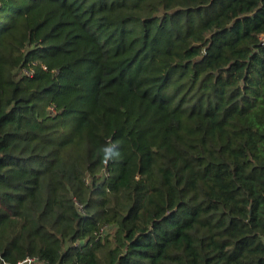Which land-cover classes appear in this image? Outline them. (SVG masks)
<instances>
[{
	"label": "trees",
	"instance_id": "16d2710c",
	"mask_svg": "<svg viewBox=\"0 0 264 264\" xmlns=\"http://www.w3.org/2000/svg\"><path fill=\"white\" fill-rule=\"evenodd\" d=\"M28 257L264 264V0H0V264Z\"/></svg>",
	"mask_w": 264,
	"mask_h": 264
},
{
	"label": "built area",
	"instance_id": "2783aa9c",
	"mask_svg": "<svg viewBox=\"0 0 264 264\" xmlns=\"http://www.w3.org/2000/svg\"><path fill=\"white\" fill-rule=\"evenodd\" d=\"M33 68L31 67L29 70L28 69H25L24 72L28 75L32 74L33 73ZM4 264H7V263H4ZM18 264H37V259L36 258H33V257H28L26 258L24 261L22 262H19Z\"/></svg>",
	"mask_w": 264,
	"mask_h": 264
}]
</instances>
